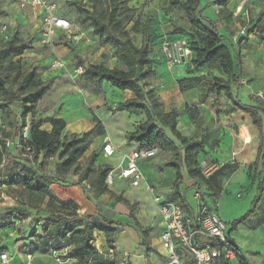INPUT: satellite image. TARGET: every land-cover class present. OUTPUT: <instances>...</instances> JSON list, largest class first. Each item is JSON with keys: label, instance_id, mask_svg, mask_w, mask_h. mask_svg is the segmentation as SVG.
<instances>
[{"label": "rangeland", "instance_id": "obj_1", "mask_svg": "<svg viewBox=\"0 0 264 264\" xmlns=\"http://www.w3.org/2000/svg\"><path fill=\"white\" fill-rule=\"evenodd\" d=\"M47 1L55 4L58 13L72 23V34L57 32L47 38L44 36L40 17L33 9H22L18 0H0V80H8L6 88L27 89L28 82L23 74L32 73L39 87L48 85L44 96L32 111H29L31 105L25 106L21 102L4 106L0 98V140L19 141L20 124L23 122L29 123L31 127L39 126L41 130L51 131L50 120L53 118L66 122V129L61 136L62 142H70L94 129L90 136L93 143L89 150L68 171L57 172L56 165L61 162L59 156L46 159L41 155L36 160L26 159L33 162L31 165L42 174L58 179L60 182L56 185L57 191L80 205L81 227L99 216L118 223L109 241L104 235L97 234L94 243L99 253L113 255L116 264L125 263V255L130 257L131 264H158V250L162 247L163 257H167L165 245L160 238L159 227L162 221L146 182L156 185L159 196L177 201L179 196L175 192L176 167H168L169 163L180 168L183 176L181 186L184 189L182 195L188 192L191 204H195L192 200L193 192L198 190L206 198L216 192L221 198L233 199L235 206L229 207L228 214H225L223 204L220 205V214L224 220H231L229 217L235 209L249 206L243 215L252 211L250 219L236 229L228 224V232H231L246 259L253 264L256 257L254 252L259 249L264 251V166L262 162L254 165L255 159H252L257 146L260 144L264 147V129L261 134L252 119L248 118L249 125L253 124L251 127L256 136L255 144L242 157L233 156L232 149L226 148L230 143L234 145L231 141L237 138L239 126L244 122L247 124L246 118H240L236 111H232L224 92L217 93L213 85L214 79L222 81V85L230 80L220 64L200 69L193 66L195 53L190 51L193 27L187 20L184 9L179 4H174L173 0H126L120 5L117 17L121 20L122 27L130 33L131 41L137 47L145 45L149 50L150 62L147 68L151 74L143 84L146 91L155 94L158 101L156 111H177L178 130L189 141H202L203 150L195 155V163L187 164L184 148L180 144L173 151L163 150L157 145L158 154L155 158L139 162L146 182L134 188L125 181L116 180L109 193L95 199L90 184L98 170L103 167L117 168L114 166H118L121 159L118 153L111 159L103 157L101 151L104 138L110 137L114 140L120 147L115 146L120 154L127 153L136 147L128 141L127 135L147 120L156 123L157 118L155 111L147 116L144 110H119L120 103L133 99L130 91H120L107 82L97 84L83 75L76 77L73 73L79 66L88 68L103 65L110 69H124L114 57V43L104 44L95 32L94 18H99L103 24H109L107 17L113 10L112 1ZM215 1L200 0L199 10ZM240 3L241 0H229V8L222 11L220 9L219 18L215 4H212L204 11L203 16L216 23L219 33L237 51L239 42L247 39L241 51L242 64L237 72L239 87L231 85V88L239 101L259 111L264 127V0L258 3L256 1L252 8L245 6L243 12L233 18L231 11ZM247 17L248 20H243ZM203 23L208 25L206 21ZM135 24L138 34L132 31ZM242 29L246 30L245 37L240 35ZM106 37L112 39L107 33ZM11 42L17 47L26 45L22 55L15 56V51L8 47ZM165 43H176L183 49L184 60L178 67L169 68L163 52ZM55 60H62L65 68L53 70L51 65ZM179 69H183V72H178ZM189 70L192 74H188ZM191 77H200L201 82L194 90L180 93L178 81ZM243 137H247L245 131ZM225 139V149L219 150ZM93 153L99 154V157L95 163H90L89 157ZM19 156L20 153L11 147H0V217L3 223H7V216L15 209L30 211L32 216L23 222L12 220L10 228L0 231V254L4 251L9 254V264H24L29 254L32 255V264H60L56 257L66 254V251L56 255L53 251L42 253L34 244L37 243V235L44 234L42 227L50 219L46 210L47 200L39 209L30 210L24 190L6 184L8 177L28 169L26 161L21 162ZM249 156L251 160L247 158ZM224 165L237 166L241 172L233 180L232 174L227 171L226 176L220 178L219 189H211L198 176L199 173L204 177L210 176V173ZM243 173L247 178L246 183L240 178ZM80 175L86 179L81 183ZM258 189L263 190L262 195ZM257 195L259 199L253 204ZM117 197L126 202H117ZM206 203L216 210L212 198L207 199ZM259 226L261 227L258 229ZM128 258L127 264H130ZM262 259L260 264H264ZM61 261V264H76L73 260ZM0 264L3 263L0 261Z\"/></svg>", "mask_w": 264, "mask_h": 264}, {"label": "trees", "instance_id": "obj_2", "mask_svg": "<svg viewBox=\"0 0 264 264\" xmlns=\"http://www.w3.org/2000/svg\"><path fill=\"white\" fill-rule=\"evenodd\" d=\"M111 1L113 10L107 17L109 24H103L99 18H94L95 32L100 36L104 44H109L110 42L114 43V57L124 69H110L103 65H96L88 68L85 67V71L82 75L86 79L97 84L107 82L120 91H130L134 96L133 99L120 103L118 106L119 110H144L147 116L150 115L149 113L151 111H155L157 122L153 123L147 120L141 123L134 132L127 135L129 142L138 144L140 148H153L159 145L161 149L169 151L177 150L178 144H180V146L184 148L186 163H195V155L203 150V142L189 141L187 137L181 134L177 128V120L179 117L177 111L173 110L169 113L156 111L158 101L155 94L152 91H146L143 84L146 78L151 74V71L147 68L150 62L149 50L145 45L137 47L131 41L130 33L122 27V22L117 17L120 5L124 4L126 0ZM228 1L229 0H216L214 4L227 6ZM173 2L174 4H179L184 9L187 20L193 27V40L190 44V51L195 53L193 66L200 69L208 65L220 64L223 72L230 77V80L225 83V85H222V81L214 79L213 85L216 87L217 93L224 92L225 97L230 101L231 110L249 115L253 124L259 128L262 134L263 122L259 115V111L239 101L233 95L231 88V85L235 88L239 87L237 72L242 64L243 55L241 51L244 49L243 46L247 39H242L239 42L238 51L232 43L226 41L225 37L219 33L216 23L203 16L204 11L213 3L199 10L200 0H184V2L173 0ZM203 21H206L208 25H205ZM132 31L136 34L139 33L137 24L132 27ZM106 33L108 36H111L112 39L107 38ZM8 47L15 51V56L22 55L26 50L25 44H21L17 47L11 42L8 43ZM138 71L141 74L139 79H137ZM188 74H192V71L189 70ZM23 76L28 82L27 89L21 88L15 90L13 87L6 88V84H9L8 80H0L1 102L4 106L21 102L25 106L31 105L32 107L29 111H32V108L35 107L44 96L48 85L39 87L38 84L35 83V76L32 73H26L23 74ZM200 82V77L180 80L177 83L179 92L186 93L192 91ZM25 124L24 122L20 124V131ZM50 126L51 131H44L41 130L39 126L31 127L29 124V140L24 146H30L31 149H33L35 160L41 155L46 159L59 156L61 162L56 165V170L58 173H63L74 168L79 160L87 153L93 143L90 136L94 132V129L85 133L82 137H75L70 142H62L61 136L66 129V122L60 118H53L50 120ZM6 140H0L1 148H6ZM263 153L264 147L261 145L254 165H259V163L262 162L264 166ZM19 157L22 159L21 162L26 161L25 164L28 165V169L24 170L22 173H17L8 177L6 184L9 186L21 187L24 190L29 200L27 206L30 210L39 209L44 204L45 200H47L46 210L50 215V219L46 225L42 227L44 234L37 235V243L34 242L37 250L42 253L53 251L55 255L66 251V254L59 256V258L64 261L73 260L76 264H116L113 260V255L109 253H99L94 243L96 240L95 235L97 234L104 235L109 241L118 223L99 216L96 220L89 221L85 227H81L79 218L82 216V208L76 202L67 199L57 191L56 185H58L60 181L54 177L42 174L40 170L31 165L33 162L23 159L21 156ZM98 157L99 154L93 153L89 157V162L95 163ZM64 159L66 160L64 161ZM167 166L172 168L176 167L177 180L175 181V192L176 195L181 198L183 197L179 190L183 182L181 170L173 163H169ZM112 170V167H103L98 170L94 181L90 184L95 199L109 193L110 189L106 185L105 180L107 174ZM237 170V166L224 165L215 171L209 178H205L200 173L198 176H200L211 189H219L221 187L220 178L225 177L227 171H229L231 175ZM85 180V177H82V175L79 176V183ZM1 184L0 182V187ZM197 186L198 185H196V187ZM258 191H260L262 195L263 190L258 189ZM208 198H212L216 206L221 200L220 194L216 192ZM258 199L259 197L257 196L253 204H255ZM116 201L126 202L120 197H117ZM14 212L7 216V223H3L0 217V231L10 228L12 220L23 222L32 216L30 211H24L22 209H15ZM251 215L252 211H249L230 224L236 229L240 225L245 224L250 219ZM262 221L264 222V216L262 217ZM233 244L235 245L234 242ZM29 255L32 256L31 254Z\"/></svg>", "mask_w": 264, "mask_h": 264}, {"label": "built area", "instance_id": "obj_3", "mask_svg": "<svg viewBox=\"0 0 264 264\" xmlns=\"http://www.w3.org/2000/svg\"><path fill=\"white\" fill-rule=\"evenodd\" d=\"M18 1L22 9L32 8L34 13L40 17L45 37L50 38L51 35L57 32L64 35L72 34V23L58 13L55 4L49 3L47 0ZM256 1L258 0H242L235 16L242 13L245 6L252 8ZM214 6L216 14L219 16L222 5L215 4ZM240 35L245 37L247 35L246 30L242 29ZM182 50L176 43H165L163 52L169 68L178 67L183 63L184 54ZM51 68L62 70L65 68V63L62 60H55L52 62ZM84 71L85 68L79 66L74 69L73 73L77 77L82 75ZM29 131L28 123L22 127L19 141L6 140V147L15 149L22 158L31 160L34 158V151L30 146H24L29 140ZM243 139L244 144H247V139ZM115 151L110 138L105 137L102 148L104 157H112ZM157 154V147H139L128 154H124L119 167L113 168L107 174L106 185L110 189L114 186L115 181L119 180L128 182L131 187H139L142 182H146L139 162L153 159ZM233 156H236V154L234 153ZM210 176L205 175V178ZM146 183L149 192L154 197V203L158 207L162 221L160 238L165 245L167 256L163 264H248L243 253L229 238L228 223L217 214L214 208L206 203V196L199 190L193 192L192 200L195 204H191L190 200L187 199L182 203L157 195L155 188L150 183ZM125 256V263L121 264H127L128 257ZM10 259L6 251L0 254V261L3 264H8ZM56 259L58 263H62L58 255ZM24 264H32V256H27Z\"/></svg>", "mask_w": 264, "mask_h": 264}, {"label": "crops", "instance_id": "obj_4", "mask_svg": "<svg viewBox=\"0 0 264 264\" xmlns=\"http://www.w3.org/2000/svg\"><path fill=\"white\" fill-rule=\"evenodd\" d=\"M260 1H262V0H258L257 1V3L258 2H260ZM231 2H232V0H231ZM241 2H242V0H241ZM241 4V3H240ZM240 4L236 7V9L235 10H233V11H231V13H232V15L231 16H233V18H235V12H236V10H237V8L240 6ZM215 7V6H214ZM226 8H229L228 6H221V11L222 10H225ZM29 9H32V8H29ZM245 15L247 16V14L245 13ZM218 16V15H217ZM218 18H219V16H218ZM217 18V19H218ZM248 20V17L247 18H244L243 20ZM41 21V20H40ZM42 23V22H41ZM43 25V24H42ZM59 33H61V32H59ZM62 34V33H61ZM250 37L252 36V35H249ZM252 38H253V36H252ZM245 51V50H244ZM183 72V69H179L178 70V72ZM180 72V73H181ZM237 112V114L238 115H240L241 117L240 118H246V123L247 124H245V122H244V124H242V125H240L239 126V134L238 135H236V139L235 140H233V141H231V142H233V144L234 145H232L231 143L228 145V147L226 146L227 145V140L225 139L224 140V142H222V144H221V148L219 149V150H222V149H225V146H226V148H228V149H232L231 151V153L232 154H236V156H241L244 152H246V150L249 148V147H251L252 146V144L254 143L255 144V141H256V136H255V133L253 132V129H252V125H249L250 124V121L248 120V118H251L249 115H247V114H245V113H242V112H239V111H236ZM260 115V114H259ZM245 128V130H243ZM263 129H264V127L262 128V131H263ZM246 132V139H247V141H248V143L247 144H244V137H243V132ZM110 138V137H109ZM111 140V139H110ZM113 141V146L115 147V146H117V147H119V145H117L115 142H114V140H111V142ZM132 144H135V148H131L132 150H136V149H138L139 148V145L138 144H136V143H134V142H132ZM253 144V145H254ZM232 146V147H231ZM261 145L259 144L258 146H257V150H255L256 151V153H255V156H254V158H252V159H255L256 160V158H257V155H258V150H259V147H260ZM120 148V147H119ZM234 149H236V150H234ZM115 154H119L120 156H121V159H120V161L118 162V166H114V167H119V165L121 164V162H122V157H123V155L124 154H128L130 151H132V150H130L129 152H127V153H124V154H120V152L118 151V149L115 147ZM115 154L112 156V157H110V158H106V157H104V155H103V157L104 158H106V159H111V158H113L114 156H115ZM243 156V155H242ZM241 156V157H242ZM251 156V155H250ZM247 157V158H250V160H251V157ZM255 162V161H254ZM114 165V164H113ZM239 169V168H238ZM240 172H241V170H238V171H236L235 173H233L232 174V178H233V180L236 178V176H238V174H240ZM240 178L242 179V181L244 182V183H246L247 182V178H246V175L243 173V175H241L240 176ZM119 181V180H118ZM154 188H155V190H156V185H154L153 183H151V182H149ZM127 184H129L128 182H127ZM129 186H130V184H129ZM112 188V187H111ZM111 188H110V190H111ZM179 190H180V192H181V195H182V193H183V191H184V189H183V186H180V188H179ZM156 193H157V190H156ZM158 195V194H157ZM161 196V195H160ZM183 197H181V198H179L177 201L176 200H174V199H172L173 201H176V202H182V203H184L185 201H186V199L189 201V199H188V192H186V194L185 195H182ZM258 196V195H257ZM256 196V197H257ZM166 198V197H165ZM166 199H168V198H166ZM207 199H209V198H207ZM169 200H171V199H169ZM221 204H223V210H224V212H225V214H228L227 212H228V210H229V207H231V206H235L234 204V202H233V199H230V198H228L227 197V199H226V197H222L221 198V200H220V203L216 206V212H217V214H219V216L222 218V216H221V214H220V205ZM249 205V204H248ZM241 206V205H240ZM247 208H249V206H246L245 208H242V207H240V208H238V209H235L234 211H233V213H232V215L229 217V218H231V220H224L223 218V220L225 221V222H227L228 224H230L231 222L230 221H235V220H237L238 218H240V217H242L243 216V213L247 210ZM243 225H245V224H243ZM241 227H242V225H240ZM261 226H259L258 227V229L260 228ZM159 229H160V234H161V230H162V226H160L159 227ZM229 238H230V240L232 241V242H234L235 243V245L240 249V251L243 253V251H242V249L240 248V246L237 244V242L232 238V235H231V232H229ZM262 252H264L263 251V249H259L257 252H254V255L256 256L255 258H254V263L253 264H260V262H261V259L262 258H264V253H262ZM163 253H164V250H163V247L162 248H160L159 250H158V256H157V263L158 264H163L164 263V261L166 260V258H164L163 257ZM166 253V252H165ZM243 255H244V253H243ZM244 258H245V260L247 261V263L248 264H252V263H250L247 259H246V257L244 256ZM130 259V257L128 258V260ZM264 259H262V261H263ZM129 262H130V264H131V261L129 260ZM128 262V263H129Z\"/></svg>", "mask_w": 264, "mask_h": 264}, {"label": "water", "instance_id": "obj_5", "mask_svg": "<svg viewBox=\"0 0 264 264\" xmlns=\"http://www.w3.org/2000/svg\"><path fill=\"white\" fill-rule=\"evenodd\" d=\"M140 76H141V74H140V72L138 71V72H137V79H139ZM25 230H27V228H25Z\"/></svg>", "mask_w": 264, "mask_h": 264}, {"label": "bare ground", "instance_id": "obj_6", "mask_svg": "<svg viewBox=\"0 0 264 264\" xmlns=\"http://www.w3.org/2000/svg\"><path fill=\"white\" fill-rule=\"evenodd\" d=\"M10 263V260L8 261V264Z\"/></svg>", "mask_w": 264, "mask_h": 264}]
</instances>
